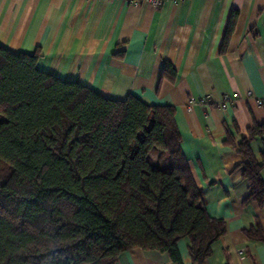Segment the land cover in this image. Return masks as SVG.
<instances>
[{
  "label": "trees",
  "instance_id": "trees-1",
  "mask_svg": "<svg viewBox=\"0 0 264 264\" xmlns=\"http://www.w3.org/2000/svg\"><path fill=\"white\" fill-rule=\"evenodd\" d=\"M233 26V15L226 37ZM40 52L0 45V264H114L139 247L182 264H204L225 232L211 217L180 147L172 105L129 94L101 95L79 80L40 70ZM165 61L161 77L174 81ZM237 143L248 193L264 204V180L249 146L264 123ZM264 241L259 225L245 230Z\"/></svg>",
  "mask_w": 264,
  "mask_h": 264
},
{
  "label": "crops",
  "instance_id": "crops-1",
  "mask_svg": "<svg viewBox=\"0 0 264 264\" xmlns=\"http://www.w3.org/2000/svg\"><path fill=\"white\" fill-rule=\"evenodd\" d=\"M233 15V26L224 39ZM0 45L39 50L37 67L79 80L101 95L132 94L172 105L180 147L211 217L225 232L204 264H264V204L242 203L248 181L237 143L264 123V0L166 1L158 7L127 0H0ZM165 61L174 81L162 78ZM264 161V134L249 142ZM264 180V166L260 170ZM192 264L189 239L178 243ZM114 264H172L167 252L130 248Z\"/></svg>",
  "mask_w": 264,
  "mask_h": 264
},
{
  "label": "built area",
  "instance_id": "built-area-1",
  "mask_svg": "<svg viewBox=\"0 0 264 264\" xmlns=\"http://www.w3.org/2000/svg\"><path fill=\"white\" fill-rule=\"evenodd\" d=\"M127 1H129V2L141 1V2L149 3L150 5H152L154 7H158L166 1H183V0H127Z\"/></svg>",
  "mask_w": 264,
  "mask_h": 264
}]
</instances>
